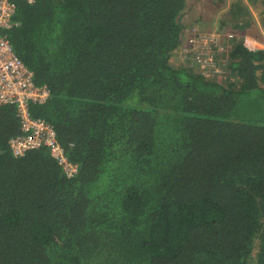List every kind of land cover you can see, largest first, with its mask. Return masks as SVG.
<instances>
[{
	"label": "trees",
	"instance_id": "1",
	"mask_svg": "<svg viewBox=\"0 0 264 264\" xmlns=\"http://www.w3.org/2000/svg\"><path fill=\"white\" fill-rule=\"evenodd\" d=\"M13 1L2 33L50 91L30 112L78 172L15 157L0 106V264H264V48L209 78L171 60L187 0Z\"/></svg>",
	"mask_w": 264,
	"mask_h": 264
},
{
	"label": "built area",
	"instance_id": "2",
	"mask_svg": "<svg viewBox=\"0 0 264 264\" xmlns=\"http://www.w3.org/2000/svg\"><path fill=\"white\" fill-rule=\"evenodd\" d=\"M26 1L33 3L35 0ZM16 8L13 0H0V106L14 105L20 120V133L10 139V149L15 157H19L30 150L46 148L63 174L73 177L78 172L77 165L68 157L66 148L58 139L56 128L50 122L32 116L30 112V104L46 102L50 91L46 86L35 83L33 71L16 53L10 39L2 33V29L17 24L14 20ZM183 24L182 35L185 39L187 36L183 52L194 56L196 66L207 77L219 75L223 80L229 78L226 69L229 48L224 42H229L235 35L221 28L203 29L200 25ZM215 60H221V63Z\"/></svg>",
	"mask_w": 264,
	"mask_h": 264
},
{
	"label": "rangeland",
	"instance_id": "3",
	"mask_svg": "<svg viewBox=\"0 0 264 264\" xmlns=\"http://www.w3.org/2000/svg\"><path fill=\"white\" fill-rule=\"evenodd\" d=\"M186 2L184 10L186 13L181 21L191 26V23L199 20L203 22L200 23L203 29L221 28L224 32L230 31L229 34H233L235 37L228 40L229 42H224L227 49L230 48L233 42L244 43L246 40L250 41L252 47L264 48L262 0L255 2L253 0H187ZM202 2L203 6L200 4ZM199 13H201L200 17ZM211 16L216 20H213ZM227 38L229 37L227 36ZM186 39L181 35L178 50L175 49V56L171 58L176 67L182 65L196 66L194 56L183 52L184 47L187 45ZM215 62L221 63V60H215Z\"/></svg>",
	"mask_w": 264,
	"mask_h": 264
},
{
	"label": "crops",
	"instance_id": "4",
	"mask_svg": "<svg viewBox=\"0 0 264 264\" xmlns=\"http://www.w3.org/2000/svg\"><path fill=\"white\" fill-rule=\"evenodd\" d=\"M200 4H202V6H203V2L200 3ZM200 14H201V13H199V17H200ZM211 17H212V16H211ZM212 19H213V20H216V19H214V17H212ZM194 23H196V24H200V23H203V22L197 20V21H195ZM200 25H201V24H200ZM201 26H202V25H201ZM244 45L247 46L248 48H253V49L255 48V47H252V46H251V43H250V41H248V40H246V41L244 42Z\"/></svg>",
	"mask_w": 264,
	"mask_h": 264
}]
</instances>
